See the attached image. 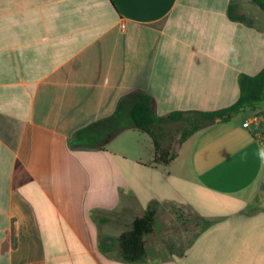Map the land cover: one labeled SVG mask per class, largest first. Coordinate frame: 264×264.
Here are the masks:
<instances>
[{"label": "crops", "instance_id": "crops-1", "mask_svg": "<svg viewBox=\"0 0 264 264\" xmlns=\"http://www.w3.org/2000/svg\"><path fill=\"white\" fill-rule=\"evenodd\" d=\"M231 3L0 0V264H264V102L259 123L247 109L202 129L169 164L130 118L135 92L161 118L239 100L264 28ZM151 208L129 263L119 239Z\"/></svg>", "mask_w": 264, "mask_h": 264}, {"label": "trees", "instance_id": "trees-1", "mask_svg": "<svg viewBox=\"0 0 264 264\" xmlns=\"http://www.w3.org/2000/svg\"><path fill=\"white\" fill-rule=\"evenodd\" d=\"M251 1L264 14V0ZM228 14L233 21L246 22L245 16L238 13V6L234 3L230 4ZM239 85L241 90L240 98L230 107L213 112H174L165 118L157 116L156 105L150 95L143 92L132 93L130 96L135 97L136 102L130 111V118L134 128L148 134L153 139L155 146L154 163L169 164L176 157L170 151H165L160 144V138L156 130L160 122L167 120L180 121L185 119L187 115H191L192 120L190 122L192 126L186 129L181 137L183 142H185L194 133L202 129L215 124L229 123L247 109H258L256 105L264 102V68L254 76L243 74L239 79ZM110 138L107 137L105 143H108ZM156 214L157 211L154 208L147 210L142 217L134 221L132 229L120 237L119 251L125 261L138 263L146 259L145 238L154 232Z\"/></svg>", "mask_w": 264, "mask_h": 264}, {"label": "rangeland", "instance_id": "rangeland-1", "mask_svg": "<svg viewBox=\"0 0 264 264\" xmlns=\"http://www.w3.org/2000/svg\"><path fill=\"white\" fill-rule=\"evenodd\" d=\"M234 3L238 6V13L244 15L247 20L252 21L256 26L264 28V14L256 4L251 0H234ZM251 112L254 116L261 114L259 108H255L251 110ZM191 120L192 116L187 115L185 119L180 121L159 123L156 130L160 135L162 147H169V149H172V153L175 154L179 147L184 143L181 137L183 132L192 126L190 122ZM184 212L185 214H181L180 212L177 213V221L182 226L187 225L185 229L192 234L201 226L200 222L193 217L190 211L184 210Z\"/></svg>", "mask_w": 264, "mask_h": 264}, {"label": "built area", "instance_id": "built-area-1", "mask_svg": "<svg viewBox=\"0 0 264 264\" xmlns=\"http://www.w3.org/2000/svg\"><path fill=\"white\" fill-rule=\"evenodd\" d=\"M122 27L125 28V25H122ZM260 120H261V117H260L259 115H255V116L253 117V121H254L255 123H259ZM249 125H250V122H246V123H244V127H248Z\"/></svg>", "mask_w": 264, "mask_h": 264}, {"label": "water", "instance_id": "water-1", "mask_svg": "<svg viewBox=\"0 0 264 264\" xmlns=\"http://www.w3.org/2000/svg\"><path fill=\"white\" fill-rule=\"evenodd\" d=\"M263 161H264V148H263ZM261 189L264 191V178L261 184Z\"/></svg>", "mask_w": 264, "mask_h": 264}]
</instances>
